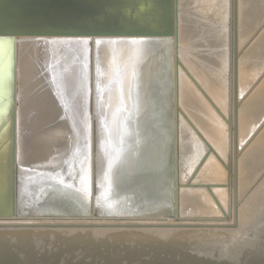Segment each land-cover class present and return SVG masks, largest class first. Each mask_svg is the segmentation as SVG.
<instances>
[{
	"label": "bare ground",
	"instance_id": "6f19581e",
	"mask_svg": "<svg viewBox=\"0 0 264 264\" xmlns=\"http://www.w3.org/2000/svg\"><path fill=\"white\" fill-rule=\"evenodd\" d=\"M159 12L0 0V25ZM173 16L166 38L0 36V264H264V0H174Z\"/></svg>",
	"mask_w": 264,
	"mask_h": 264
},
{
	"label": "water",
	"instance_id": "95a60500",
	"mask_svg": "<svg viewBox=\"0 0 264 264\" xmlns=\"http://www.w3.org/2000/svg\"><path fill=\"white\" fill-rule=\"evenodd\" d=\"M148 1V0H147ZM150 1V0H149ZM158 6L162 21L158 25H150L149 27H138L135 25L124 27H94L92 29H39L32 28L31 30H14L0 28V36L5 34L18 35V34H73V33H91L101 35L102 37L110 38L113 35H124L127 38H143V37H169L174 33V0H151Z\"/></svg>",
	"mask_w": 264,
	"mask_h": 264
},
{
	"label": "rangeland",
	"instance_id": "374dc122",
	"mask_svg": "<svg viewBox=\"0 0 264 264\" xmlns=\"http://www.w3.org/2000/svg\"><path fill=\"white\" fill-rule=\"evenodd\" d=\"M0 26L2 27V25H0ZM1 27H0V28H1ZM3 27H4V26H3ZM3 27H2V28H3ZM5 29H6V27H5ZM1 39H2V38H1ZM5 39H6V38H5ZM9 40H10V39H9ZM11 40H12V39H11ZM56 168H57V167H56ZM44 171H45V170H44ZM35 172H38V171H35ZM34 174H36V173H34ZM34 174H33V175H34ZM11 217H15V216L12 215V216H10V217H8V218H11ZM3 218H4V217H3ZM0 219H1V218H0ZM43 220L45 221V219H43ZM43 220H40V221H43ZM51 220H52V219H51ZM51 220H50V219H49V220L46 219V221H51ZM58 220H61V219H58ZM58 220H56V221H58ZM64 220H65V219H62L60 222H62V221H64ZM38 221H39V220H38ZM65 221H66V222H65ZM65 221H64L65 223H68L70 220H65ZM73 221H74V220H71L70 222H73ZM70 222H69V223H70ZM176 222L179 223L180 221H176Z\"/></svg>",
	"mask_w": 264,
	"mask_h": 264
}]
</instances>
